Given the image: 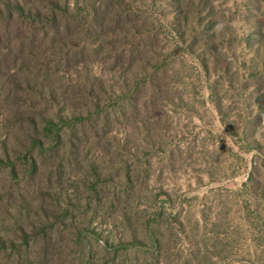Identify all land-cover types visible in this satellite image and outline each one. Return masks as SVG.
Returning a JSON list of instances; mask_svg holds the SVG:
<instances>
[{"label": "rangeland", "instance_id": "obj_1", "mask_svg": "<svg viewBox=\"0 0 264 264\" xmlns=\"http://www.w3.org/2000/svg\"><path fill=\"white\" fill-rule=\"evenodd\" d=\"M0 264H264V0H0Z\"/></svg>", "mask_w": 264, "mask_h": 264}]
</instances>
